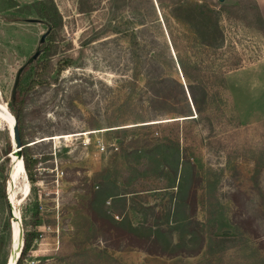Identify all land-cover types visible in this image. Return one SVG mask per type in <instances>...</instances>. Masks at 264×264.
I'll return each mask as SVG.
<instances>
[{
	"label": "rangeland",
	"instance_id": "1",
	"mask_svg": "<svg viewBox=\"0 0 264 264\" xmlns=\"http://www.w3.org/2000/svg\"><path fill=\"white\" fill-rule=\"evenodd\" d=\"M36 1L0 0V108L12 118L18 71L51 55L48 84L22 99L35 183L24 172L11 194L15 145L0 117V264L17 247L9 202L20 247L38 235L25 264H264L255 0H52L61 24L41 46Z\"/></svg>",
	"mask_w": 264,
	"mask_h": 264
},
{
	"label": "trees",
	"instance_id": "2",
	"mask_svg": "<svg viewBox=\"0 0 264 264\" xmlns=\"http://www.w3.org/2000/svg\"><path fill=\"white\" fill-rule=\"evenodd\" d=\"M36 7H37L36 10H37L38 18H40V20H42L43 22H45V24H47L46 36L48 37V40L51 45V42L54 41L53 37H54L55 31L61 24V18L52 0H47L45 2L42 0H37ZM49 49H50L49 45L45 46L44 49L41 51L43 52V57H41L40 60H39V57H37V59H35L32 62L31 66L28 65L29 67H31V70H28L27 72L29 71L33 72L32 76L27 78V82L26 81L23 82V77H22L23 74L21 75L22 78L20 77V79L18 80L16 100L15 99L13 100L12 96H10L9 102L7 103L10 112L13 114L16 120L20 142L23 140L22 135H21V127H22L21 115H22V108H23L22 99L24 95L33 91L37 86H44L45 84H48V81H47L48 77H45V74L46 72H48V69L51 66V62H50L51 55H49ZM70 66H71L70 62L58 63L56 66V74L57 75L61 74L62 72L67 70ZM18 73H17V77H18ZM192 102H193V106H194L196 113H195V117L189 120H195L197 114H199L200 112L197 108V104L195 103V101L192 100ZM193 116L194 115L190 114V115H187L186 117H193ZM147 126H154V125H145L142 127H147ZM21 145L23 146L22 143ZM21 150H22L21 151L22 152V162H23L24 171L26 172V176L28 177L30 183H35L33 172H34L35 167L38 164V159L33 158L32 155L27 153V149L23 148ZM29 225L30 227H34V228L41 225V221H40V218L37 212H33L32 216L30 217ZM37 236L38 235L36 233L30 232V230H28V233L25 235L24 246L21 250L20 256L16 264H25V261L27 260L31 252L32 243L34 240L37 239ZM0 252H1V249H0ZM5 263H6V259L1 262V264H5Z\"/></svg>",
	"mask_w": 264,
	"mask_h": 264
},
{
	"label": "bare ground",
	"instance_id": "3",
	"mask_svg": "<svg viewBox=\"0 0 264 264\" xmlns=\"http://www.w3.org/2000/svg\"><path fill=\"white\" fill-rule=\"evenodd\" d=\"M0 117H1V119H3L4 121H6V126H7V129H8V131L10 132V134H11V131H12V126H13V118H12V116L10 115V113H7V108L5 107V106H1V108H0ZM3 122V121H2ZM11 137H12V134H11ZM59 138H61V137H59ZM16 153L17 152H14V153H12L10 156H11V159L13 158V168H14V166H15V169H14V171L12 170V173H11V179H10V189H9V187H8V190L10 191L9 193L11 194V191H12V184L15 186V183H14V179L16 178H19V177H21V178H23L22 176H23V174H24V167H23V162L21 161V158L18 156V155H16ZM15 156H16V158H15ZM12 182V183H11ZM14 190V189H13ZM27 190H28V186H26L25 185V189H24V193H26L27 192ZM15 192V191H14ZM13 210V209H12ZM13 213H14V210H13ZM15 216V215H14ZM15 218L16 219H18L19 217H16L15 216ZM13 224H16V226H17V229H18V231H17V237H16V239H13V241H12V245L14 246V247H16V250H15V252L13 253V254H11L10 255V258H9V264H13V262H14V259H15V254H17V253H19L20 252V245H19V242H20V240H21V235H20V233H19V226H20V224L19 223H17V221H14V222H12V225ZM18 244V245H17Z\"/></svg>",
	"mask_w": 264,
	"mask_h": 264
},
{
	"label": "water",
	"instance_id": "4",
	"mask_svg": "<svg viewBox=\"0 0 264 264\" xmlns=\"http://www.w3.org/2000/svg\"><path fill=\"white\" fill-rule=\"evenodd\" d=\"M220 2H222V0H219ZM45 37H46V34L42 35L41 39H40V42H39V46H41L43 43H44V40H45ZM39 55V51H37L30 59L29 61H27V63L19 70V73H18V77H16V80H15V84H14V87L12 89V98L14 96V93H15V90L17 88V85H18V80H19V76L21 75V73L23 72L24 68L27 67L28 65H30L35 59H37ZM192 119V118H190ZM11 134H12V137H11V140L13 142V144L15 145V151L16 150H19L21 149L22 145H21V142H20V139H19V133H18V128H17V123H16V120L15 118L13 117V126H12V131H11ZM14 151V152H15ZM17 152V151H16ZM19 156V155H18ZM22 161V159H21ZM9 218H10V221H11V225H12V222L14 221H17V223H19L21 225V218H18L16 219L15 216H14V213H13V206H12V203L9 202ZM13 241L12 239V232H11V242ZM22 247H23V244H21V247H20V252L15 254V259H14V262L13 264H16L19 256H20V253H21V250H22ZM9 259H7L6 263L5 264H9Z\"/></svg>",
	"mask_w": 264,
	"mask_h": 264
},
{
	"label": "crops",
	"instance_id": "5",
	"mask_svg": "<svg viewBox=\"0 0 264 264\" xmlns=\"http://www.w3.org/2000/svg\"><path fill=\"white\" fill-rule=\"evenodd\" d=\"M255 3H256V5H257V7H258V9H259V12H260V15H261V18H262V20L264 21V13H263V8H264V0H255ZM262 11V12H261ZM121 198H123L124 199V197H121Z\"/></svg>",
	"mask_w": 264,
	"mask_h": 264
},
{
	"label": "built area",
	"instance_id": "6",
	"mask_svg": "<svg viewBox=\"0 0 264 264\" xmlns=\"http://www.w3.org/2000/svg\"><path fill=\"white\" fill-rule=\"evenodd\" d=\"M100 152H104V147L103 146L100 147Z\"/></svg>",
	"mask_w": 264,
	"mask_h": 264
}]
</instances>
